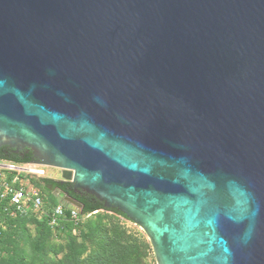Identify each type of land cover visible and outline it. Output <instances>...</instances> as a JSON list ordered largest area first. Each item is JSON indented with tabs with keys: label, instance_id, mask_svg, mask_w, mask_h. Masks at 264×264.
Masks as SVG:
<instances>
[{
	"label": "water",
	"instance_id": "1",
	"mask_svg": "<svg viewBox=\"0 0 264 264\" xmlns=\"http://www.w3.org/2000/svg\"><path fill=\"white\" fill-rule=\"evenodd\" d=\"M2 147L156 264H264V0H0Z\"/></svg>",
	"mask_w": 264,
	"mask_h": 264
},
{
	"label": "rangeland",
	"instance_id": "2",
	"mask_svg": "<svg viewBox=\"0 0 264 264\" xmlns=\"http://www.w3.org/2000/svg\"><path fill=\"white\" fill-rule=\"evenodd\" d=\"M46 172L55 179L56 169ZM9 225L0 219V264H156L140 228L110 212H97L71 237L60 229L39 233L33 221Z\"/></svg>",
	"mask_w": 264,
	"mask_h": 264
},
{
	"label": "built area",
	"instance_id": "3",
	"mask_svg": "<svg viewBox=\"0 0 264 264\" xmlns=\"http://www.w3.org/2000/svg\"><path fill=\"white\" fill-rule=\"evenodd\" d=\"M46 169L47 167L32 163L0 161V209L7 217H47L51 227L57 226L59 221L66 218V208L59 203L47 214L44 211V200L31 184V179H50L47 177ZM69 211L75 224L83 223L90 216H84L82 212Z\"/></svg>",
	"mask_w": 264,
	"mask_h": 264
},
{
	"label": "trees",
	"instance_id": "4",
	"mask_svg": "<svg viewBox=\"0 0 264 264\" xmlns=\"http://www.w3.org/2000/svg\"><path fill=\"white\" fill-rule=\"evenodd\" d=\"M33 159V156L29 150L22 151L18 154L13 153L12 150L2 147L0 148V161H6V162H12L16 164H28L31 163ZM31 184L39 191V195L44 200V211L49 214L52 209L57 205L56 199L54 198L52 192L56 189L60 190L61 192L69 195L74 200H76L78 203H80L82 208V215H90L83 223L75 224L71 220V212L69 210H65V216L66 218L62 219L58 222L57 226L51 227L49 224V219L47 217L39 218L37 216H31V217H18L16 219H11L6 216V213L3 212L0 209V219L2 218L4 220V224L8 226L9 224L13 227H17L19 224L24 223L26 221H33L36 224V230L37 232L42 231V227H44V230L49 232L53 229H60L65 230L68 237H71L72 231L77 228V226H81V224H85L89 218H91L94 214L97 212L105 211L110 212L116 215L117 217L122 218L125 221H129L127 217L117 210L114 209H106L102 202L97 200L91 195L86 194L85 192L81 190L74 191L73 184L70 182H64L61 183L59 181H55L52 179H43V180H36L32 179ZM9 225V226H10ZM13 243L18 246L16 241H13ZM78 254L81 253V251L77 252ZM32 254V258H33Z\"/></svg>",
	"mask_w": 264,
	"mask_h": 264
},
{
	"label": "crops",
	"instance_id": "5",
	"mask_svg": "<svg viewBox=\"0 0 264 264\" xmlns=\"http://www.w3.org/2000/svg\"><path fill=\"white\" fill-rule=\"evenodd\" d=\"M32 180V179H31Z\"/></svg>",
	"mask_w": 264,
	"mask_h": 264
}]
</instances>
